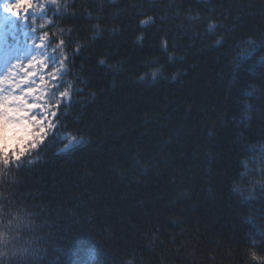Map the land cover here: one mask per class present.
<instances>
[{"label": "trees", "instance_id": "obj_1", "mask_svg": "<svg viewBox=\"0 0 264 264\" xmlns=\"http://www.w3.org/2000/svg\"><path fill=\"white\" fill-rule=\"evenodd\" d=\"M49 17L67 127L0 173V221L28 225L4 264H258L264 0H60Z\"/></svg>", "mask_w": 264, "mask_h": 264}, {"label": "snow or ice", "instance_id": "obj_2", "mask_svg": "<svg viewBox=\"0 0 264 264\" xmlns=\"http://www.w3.org/2000/svg\"><path fill=\"white\" fill-rule=\"evenodd\" d=\"M60 0H44L42 3H38L39 14L43 15L46 9L50 6H58ZM33 0H15V2H5L3 5V11L9 13L12 16H19L21 9L24 11V23L25 27H31L28 24L29 17H32L33 24L35 23V18L37 16L36 12H31ZM141 23H148V21H142ZM0 27H3L0 24ZM43 27V26H41ZM15 25L13 24V30ZM33 33L37 30L35 27H31ZM27 35V32L24 33ZM45 32L43 36L39 37L41 41H44L47 37ZM60 44L63 45L64 41L61 40ZM51 46L49 41L47 44H38L34 49H29L28 51L21 52L17 56V60L33 56L34 51H39L40 55H44V49ZM78 51V50H77ZM54 62V61H53ZM66 61H60L61 64ZM7 67V64L5 65ZM0 75H3L0 73ZM63 73L60 76L53 74L51 79L53 82V94L55 95L56 88L60 86V80ZM4 81L0 79V85ZM18 87V85H17ZM38 89L28 88L23 95L13 94L10 89H5L0 87V173L8 174L13 169H19L24 166L25 158L33 151L41 148L45 144L46 139H60L57 137V133L61 128H66L67 126L63 123H58L59 115L57 111L52 110L53 108L63 111L64 107L68 106L71 97L68 91H59V100L52 101L50 103H38L36 101L40 100L41 97L36 95ZM47 93H45L46 95ZM27 96H34L33 101H29ZM67 114H65L66 116ZM51 117V119L49 118ZM16 130L23 132L24 135H14L12 137L11 144L9 143V138L5 133L9 130ZM49 130H51V136L49 137ZM71 141H76V136L71 137ZM27 163L32 164V160H28ZM0 212V215H3ZM0 224L7 226L8 230L12 234L13 239H17L19 233H21L28 225L23 224L22 221L13 222V219H9L7 223L0 221ZM23 251V250H21ZM17 253L12 256L15 257ZM7 257H0V264H4V259ZM252 259L257 261L258 264H264V257H258L255 253L252 254Z\"/></svg>", "mask_w": 264, "mask_h": 264}, {"label": "rangeland", "instance_id": "obj_3", "mask_svg": "<svg viewBox=\"0 0 264 264\" xmlns=\"http://www.w3.org/2000/svg\"><path fill=\"white\" fill-rule=\"evenodd\" d=\"M5 2H9V0H0V24L3 25V27H0V73L3 74L0 75V79L4 81L0 87L10 89V91L16 95H23L28 88L38 89L39 91L36 95H39L41 99L36 102L48 103V100L53 98L52 93L54 86L51 79L52 75L56 74L60 76L61 73H66L65 64L60 63V61L64 60L61 50L64 44L61 45L58 43L61 47L53 44L52 41L54 39H52L44 29L48 26L49 22L46 23L41 21L50 20L47 15V9L43 15L39 14L38 3H42L44 0H33V5L30 9L31 12L37 13L34 24L32 22V17H29L28 20V24L36 28L37 31L35 33L32 32L31 27H25L23 19L25 14L23 9L18 17L12 16L3 11ZM10 2H15V0H10ZM10 17H12V20L5 24L4 22ZM13 24L15 25L14 30ZM25 31L27 35L24 34ZM45 32L48 35L44 41H41L39 37L43 36ZM49 41L51 42V46L44 49L43 56H41L40 52L37 50L34 51V58L33 56H27L17 60L16 57L19 56L21 52L34 49L36 45L41 43L47 44ZM6 64L7 67H5ZM60 85H62V80H60ZM45 93L47 94L45 95ZM69 94L71 97V93ZM26 98L29 99L30 102L35 99L34 96H27ZM49 118L51 119V117ZM5 135L9 138V143L11 144L14 135H24V133L10 129ZM75 142H77V139ZM75 142L71 141L68 147L73 146Z\"/></svg>", "mask_w": 264, "mask_h": 264}, {"label": "clouds", "instance_id": "obj_4", "mask_svg": "<svg viewBox=\"0 0 264 264\" xmlns=\"http://www.w3.org/2000/svg\"><path fill=\"white\" fill-rule=\"evenodd\" d=\"M0 212H2V205H0ZM14 239L7 226L0 224V257H9L10 254L16 253L13 245Z\"/></svg>", "mask_w": 264, "mask_h": 264}]
</instances>
